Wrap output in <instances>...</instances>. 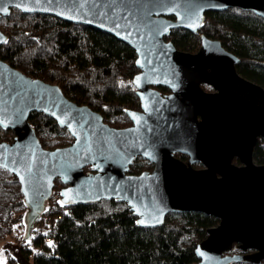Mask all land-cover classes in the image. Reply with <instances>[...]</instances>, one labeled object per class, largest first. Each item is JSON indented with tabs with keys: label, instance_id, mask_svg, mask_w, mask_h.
<instances>
[{
	"label": "water",
	"instance_id": "water-1",
	"mask_svg": "<svg viewBox=\"0 0 264 264\" xmlns=\"http://www.w3.org/2000/svg\"><path fill=\"white\" fill-rule=\"evenodd\" d=\"M234 8L264 21V0H0V19L16 9L113 37L136 54L138 71L140 111H125L131 124L117 129L0 59V128L14 134L0 142V170L18 180L28 212L24 241L59 179L63 205L114 200L143 229H156L167 214L213 217L217 226L196 245V264L264 261V165L253 158L264 142V89L239 75V58L218 40L200 36L192 54L165 41L175 29L196 35L206 13ZM7 40L0 31V47ZM32 112L66 130L70 145L43 148L28 124ZM137 158L152 171L129 174Z\"/></svg>",
	"mask_w": 264,
	"mask_h": 264
},
{
	"label": "trees",
	"instance_id": "trees-1",
	"mask_svg": "<svg viewBox=\"0 0 264 264\" xmlns=\"http://www.w3.org/2000/svg\"><path fill=\"white\" fill-rule=\"evenodd\" d=\"M204 18L198 34L175 29L165 41L192 54L200 46V36L218 40L239 58V75L264 89V21L236 8L206 13ZM0 31L8 38L0 47L1 60L29 78L58 86L69 101L98 113L106 125L129 127L125 111H140L132 85L138 73L136 54L127 45L83 26L50 16H25L16 9L0 19ZM157 90L160 95L168 93L164 88ZM28 124L45 149L65 148L72 142L70 134L43 113L32 112ZM13 138L11 130L0 128V142L11 143ZM256 146L253 158L263 166L264 142L258 141ZM177 158L186 161L185 157ZM132 163L131 175L152 170L143 158ZM90 171V167L84 170ZM62 189L56 179L29 241L22 244V253L33 264H196L197 243L206 238L208 229L217 226L211 216L188 212L167 214L156 229H143L124 203L111 200L63 205L59 199ZM27 213L18 180L1 169L0 241H22ZM29 245L32 248L25 249ZM234 253L238 251L234 249Z\"/></svg>",
	"mask_w": 264,
	"mask_h": 264
},
{
	"label": "rangeland",
	"instance_id": "rangeland-1",
	"mask_svg": "<svg viewBox=\"0 0 264 264\" xmlns=\"http://www.w3.org/2000/svg\"><path fill=\"white\" fill-rule=\"evenodd\" d=\"M204 91H210V89L205 87ZM197 168L199 167L197 166L196 169ZM26 218L27 215L25 216V223H26ZM26 230H27V223H26ZM26 230L24 233L25 236L22 239V241H20V243L10 238H5L4 240L0 241V264H33L32 260L30 258L29 259L26 258V256L21 251L22 244L26 241H29V240L24 241L26 237ZM31 246L32 245L26 246L25 249L26 248L31 249L32 248Z\"/></svg>",
	"mask_w": 264,
	"mask_h": 264
},
{
	"label": "flooded vegetation",
	"instance_id": "flooded-vegetation-1",
	"mask_svg": "<svg viewBox=\"0 0 264 264\" xmlns=\"http://www.w3.org/2000/svg\"><path fill=\"white\" fill-rule=\"evenodd\" d=\"M205 87H207V86H204V88H203V90L205 89ZM208 88V87H207ZM205 92V91H204ZM206 92H211V90L210 91H206ZM169 93V92H168ZM167 93V94H168ZM165 95V94H164ZM176 156V158L178 157V156H180V157H185L186 158V161H183L185 164H186V162H187V160H188V158H187V156H183V155H181V154H176L175 155ZM177 159H179V158H177ZM180 161H182L181 159H179ZM199 167V168H197V169H200L201 168V165L200 164H197V165H193V168L195 169V170H197L196 169V167ZM153 168V167H152Z\"/></svg>",
	"mask_w": 264,
	"mask_h": 264
},
{
	"label": "snow or ice",
	"instance_id": "snow-or-ice-1",
	"mask_svg": "<svg viewBox=\"0 0 264 264\" xmlns=\"http://www.w3.org/2000/svg\"><path fill=\"white\" fill-rule=\"evenodd\" d=\"M6 11V9H4ZM139 63V62H138ZM61 123H63V121H61ZM51 246V245H50Z\"/></svg>",
	"mask_w": 264,
	"mask_h": 264
}]
</instances>
